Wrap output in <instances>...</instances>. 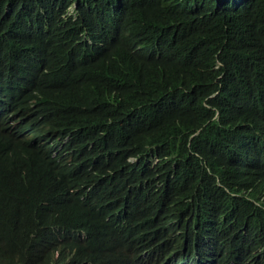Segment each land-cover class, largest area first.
<instances>
[{
	"label": "trees",
	"instance_id": "obj_1",
	"mask_svg": "<svg viewBox=\"0 0 264 264\" xmlns=\"http://www.w3.org/2000/svg\"><path fill=\"white\" fill-rule=\"evenodd\" d=\"M0 85V264H264V0H0Z\"/></svg>",
	"mask_w": 264,
	"mask_h": 264
},
{
	"label": "clouds",
	"instance_id": "obj_2",
	"mask_svg": "<svg viewBox=\"0 0 264 264\" xmlns=\"http://www.w3.org/2000/svg\"><path fill=\"white\" fill-rule=\"evenodd\" d=\"M43 47H47V39L45 40V43H44L43 46H40V47H32V48L28 49L23 54V56H24V58L26 60L24 61V59L21 58L19 64L25 63L26 66H31L33 68L34 73H35L36 70L39 68V65L41 63L39 60L43 58ZM29 62H33V65H31V63H29ZM43 70H46V68L44 66H42V68H41V74H40L39 79H42ZM25 87H26V85L24 83H22L20 87H18V85L16 83L14 85L15 91L17 93L18 92H21V95H22ZM0 93L6 95L7 97H10V94H8L5 91V88L2 85H0ZM261 157H264V150L262 151ZM85 264H94L93 260L88 255H87Z\"/></svg>",
	"mask_w": 264,
	"mask_h": 264
},
{
	"label": "bare ground",
	"instance_id": "obj_3",
	"mask_svg": "<svg viewBox=\"0 0 264 264\" xmlns=\"http://www.w3.org/2000/svg\"><path fill=\"white\" fill-rule=\"evenodd\" d=\"M210 249H212V248H210ZM206 251H207L206 249H204V250L202 251V253H203V254H201L202 257H199V258L196 257V258H195V259H197V260H195V261H198L197 263H199V264H206V263H207L208 261H210L211 259L214 260V257L211 256V255H213L212 252H209L210 255L205 256L206 254H204V253H207ZM208 256H210L211 259H208V258H207ZM207 259H208V260H207ZM213 260H212V262H211L210 264L215 263Z\"/></svg>",
	"mask_w": 264,
	"mask_h": 264
}]
</instances>
